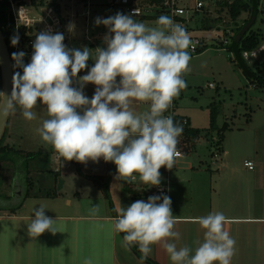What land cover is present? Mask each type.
Wrapping results in <instances>:
<instances>
[{
  "label": "clouds",
  "instance_id": "1",
  "mask_svg": "<svg viewBox=\"0 0 264 264\" xmlns=\"http://www.w3.org/2000/svg\"><path fill=\"white\" fill-rule=\"evenodd\" d=\"M139 15L135 9L128 15L118 12L97 18V25L108 28L106 48L68 49L62 33H38L30 63L23 64V51L12 54L23 75H13L10 96L0 92V116L19 107L26 120H34L39 101L48 118L37 132L65 161L87 163L103 158L116 165L117 179L159 186L160 168L171 170L180 155L177 145L183 127L164 113L187 86L183 75L190 71L189 49L194 44L172 17L161 15L150 27L133 18ZM18 41L15 36L11 42L16 45ZM90 59L94 66L78 76ZM74 80L79 87L73 86ZM89 83L97 86L91 99L83 92ZM134 102H150L149 108L136 112ZM171 203L167 195H154L147 202L141 199L119 208L113 228L124 234L123 246L137 245L141 259H147L152 246L159 244L172 264H231L236 241L226 230L225 215L212 212L196 218L205 231L193 253L188 246L177 248L180 233L174 230L177 217ZM45 209L43 204L33 209L35 218L27 224L32 238L57 232L56 220L46 216Z\"/></svg>",
  "mask_w": 264,
  "mask_h": 264
},
{
  "label": "crops",
  "instance_id": "2",
  "mask_svg": "<svg viewBox=\"0 0 264 264\" xmlns=\"http://www.w3.org/2000/svg\"><path fill=\"white\" fill-rule=\"evenodd\" d=\"M83 1L74 2L71 6L70 10L74 12L70 20L60 2L63 26L58 33L64 35L63 43L72 39L80 50L84 47L94 50L103 45L108 34L102 29L104 25H97L95 21L97 18L106 19V16L99 11L100 5L92 3V0ZM111 2L107 0L108 5L115 7ZM135 3L143 15L133 18L157 19L160 16L159 8L151 5L149 0H136ZM259 14L264 17V0H259ZM262 28L264 18L254 32L261 34ZM253 60L255 65L264 66V42ZM28 61L30 63L31 58ZM89 69L87 64L83 74L86 75ZM188 122L190 125V120ZM190 127L196 129L192 125ZM249 162L253 163L252 169L245 164H223L216 168L203 164L199 167L177 164V171L171 176L169 195L172 213L177 217L174 230L180 233L179 240L175 241L177 248L188 246L194 253L198 246L196 242H203L205 231L196 218L222 212L228 219L226 230L236 241L231 264H264V164L257 166L254 160ZM82 175L91 179L93 186L88 184L86 188L80 185L81 190L72 197L74 199L67 193H60L47 200L51 204L46 200L36 201L38 203H27L26 200L20 204L23 195H18L20 201L16 203L12 194V200L10 198L0 206V264H85L88 259L92 264H145L130 247L123 246V234L116 233L113 228L117 210L135 202L129 193L128 183L117 179V168L111 169L108 163L99 175ZM93 177L103 179L109 188L116 216H113L109 202L97 193L99 187ZM80 196L89 201L81 204ZM40 203L47 208L45 215L56 220L53 227L57 232L46 231L32 238L28 235L27 224L35 218L33 209H39ZM18 205L22 206L20 211L9 212ZM147 258L156 264H172L159 244L152 246Z\"/></svg>",
  "mask_w": 264,
  "mask_h": 264
},
{
  "label": "rangeland",
  "instance_id": "3",
  "mask_svg": "<svg viewBox=\"0 0 264 264\" xmlns=\"http://www.w3.org/2000/svg\"><path fill=\"white\" fill-rule=\"evenodd\" d=\"M58 1L64 5L63 12L66 16L69 14L68 19L70 20V15L74 12L70 10L71 6L74 5V2L83 0ZM225 1L233 2L234 0ZM245 1L248 2L249 0ZM220 2H223V0L219 1L208 15V19L216 21L214 29L210 31L203 30L199 25L202 14L197 15L187 24L188 34L193 37L208 38L209 47L204 53L191 57L190 71L183 75L187 86L174 98V112L175 118L185 116L190 120L192 127L201 129V131L211 127V117L214 115L215 126L221 130L225 129L223 144L220 145V150H217L216 145L220 141L221 134L219 131L213 132L211 140H202L193 154L175 162L174 167L170 170V176H173L177 171L175 168L178 166L177 164L181 166L194 164L197 167L203 164L211 168L223 164L239 166L252 160L255 161L257 166L258 164H264V88L259 87L257 83H251L247 79L233 60L234 56L230 51L217 47V44L223 43L221 39L227 38L229 34L233 36L236 30L244 26L249 15L248 13L242 14L235 23L230 18L229 11L218 6ZM92 3L100 5L99 11L106 18L115 16L118 12L124 15L129 14L125 7H111L108 5L107 0H92ZM263 18L259 14L257 24L251 30V33L257 30L258 24ZM134 19L142 21L150 27H154L157 20L155 18L141 19L140 17ZM102 29H105V33H108L106 26ZM260 31L261 34L258 35H261V38L264 39V29L262 28ZM64 44L67 48L79 49L78 44L72 39ZM262 44L258 50L252 53H244L248 55V59L244 58L245 61L252 68L257 65H255L253 58L257 57ZM89 63L94 65L92 59L87 62L88 66ZM260 68L259 77L264 80V66L261 65ZM83 75V70H81L79 76ZM211 85L213 87H210ZM73 86L79 87L75 80ZM96 87L91 83L86 84L83 92L91 99ZM149 104L150 102H134L132 107L136 112H143L149 108ZM34 111L37 118L31 121L23 117L19 107L11 112L1 145L6 149L20 150L25 153L36 154L42 152L43 154H51L52 163L49 172L39 174L33 171L29 176L31 182L27 183L26 178L21 173L22 171L15 172L13 169L1 171L0 206L5 205L12 194V198L16 203L20 201L18 200L19 194L24 197L26 195L27 199L21 198L20 204L26 200L27 203H38L36 201L46 200L47 204H51L49 203L50 199H54L60 193H67L72 198L81 190L80 185L87 188L88 184H92V180L83 176V173L89 176L99 175L104 171L107 163L111 169L116 168L113 162H105L103 158H100L98 162L89 160L87 163L77 161L64 163L61 160L59 163L56 162L55 158H57L58 153L51 145L43 142L37 132V129L42 126V121L48 118L46 108L38 101ZM177 112L181 116L177 115ZM213 153L215 155H212ZM98 191L97 193L104 198L103 192L99 189ZM48 199L49 201H47ZM79 201L84 204L89 199L80 196ZM16 209L20 211L22 206L18 205Z\"/></svg>",
  "mask_w": 264,
  "mask_h": 264
},
{
  "label": "trees",
  "instance_id": "4",
  "mask_svg": "<svg viewBox=\"0 0 264 264\" xmlns=\"http://www.w3.org/2000/svg\"><path fill=\"white\" fill-rule=\"evenodd\" d=\"M40 2L39 7H46V6H53L55 9L60 10V2L58 0H33V2L36 4V2ZM151 5L156 6V8H162L165 0H149ZM222 9H227L229 11L230 18L233 22L236 23V20L244 13H248L249 17L246 20L244 26H246L253 15L256 14V21L253 24V26L250 28V30L245 33V35L241 38H239L240 32L244 29V26L236 30L233 34V36H227L228 44H217V47L226 49L230 51L234 56V61L238 65V67L243 71L244 75L247 77V79L251 83H257L259 87L264 88V80H262L259 77L260 73V66L257 65L255 68H252L248 62L245 61L243 54L244 53H252L253 51H256L260 48L263 39L261 38V35H258L259 33L253 32L251 33V30L254 28V26L257 23V19L259 16V0H257V8H254L253 0H249L248 2L245 0H234L233 2L230 1H223L218 4ZM219 7V8H220ZM6 4L1 3L0 4V29L4 35L6 44L8 48L10 49L11 42H10V34L8 33V27L7 26V9ZM202 19L199 25L205 29V31H210L214 29L216 26L215 20L208 19V15L210 14L209 11H205L201 13ZM200 15V14H197ZM196 15V16H197ZM195 16V17H196ZM199 22V21H198ZM255 33V34H254ZM208 48L200 49L198 52V55L201 54L203 51H206ZM29 63V61H28ZM94 66L92 63H89V68ZM90 70V69H89ZM119 77H117V81H119ZM2 79H1V69H0V92L2 87ZM185 118L177 117L174 119L175 123H178L183 127V133L178 138V147L182 148L184 147V154L186 156H189L190 154L195 152V149L197 148L199 141L201 139H208L211 140V135L213 132H216L218 128L215 126L214 122V115L211 117V127L207 130H196L192 129L190 125L186 126L184 125ZM225 129H219V132L221 134L220 141L216 145L217 150H220V145L223 144L224 139V132ZM212 155H215L214 153ZM75 161V160H72ZM72 161H65L61 157V162L67 163ZM51 154H43L41 152L38 153H25L20 150H11L6 149L3 147V145H0V172L3 170H11L13 169L15 172L22 171L25 180L27 183L31 182L29 181V176L34 171V173L44 174L49 172L50 166H51ZM94 182L99 187V190L103 192V196L107 202H109L110 210L113 214V216H116V211L114 207V202H112L111 195L109 188L107 187L106 183H103V179L98 177L92 178ZM130 194H132V191H129ZM24 197V196H23ZM27 199L26 195L24 197ZM1 211V210H0ZM10 213H17V209L9 210ZM123 234V233H122ZM124 235V234H123ZM130 248L133 250V252L137 255V257L144 261L145 264H156L154 261L147 259H141V252L139 251L138 247L135 246V244L131 245Z\"/></svg>",
  "mask_w": 264,
  "mask_h": 264
},
{
  "label": "built area",
  "instance_id": "5",
  "mask_svg": "<svg viewBox=\"0 0 264 264\" xmlns=\"http://www.w3.org/2000/svg\"><path fill=\"white\" fill-rule=\"evenodd\" d=\"M89 1V0H88ZM136 0H112L111 5L115 7H125L127 12L131 14L135 9L139 10V13L143 15L142 9L135 3ZM221 1V0H219ZM218 0H165L163 7L159 8V13L161 15H167L172 17V19L181 24L187 30V24L192 20L197 14L202 12L213 10V7L217 5ZM225 1V0H223ZM5 3L7 9V26H9L8 33L10 34V42L15 36L19 37V41L16 45L11 46L9 49L12 70L15 74L19 72L23 74V68L16 67L15 61L12 58L13 53H19L23 51L26 55L23 58V64L27 65L28 60L33 54V43L36 36L41 31H49L53 34L58 33L63 26V16L60 10L55 9L53 6L39 7L40 2H33V0H0V4ZM48 4V0H47ZM190 36V35H189ZM230 36V34L228 35ZM194 47H190V56L198 55L200 49L208 48L209 39L198 38L190 36ZM211 41V40H210ZM222 44L227 45L228 39H221ZM106 48L107 45L103 43L101 46ZM73 49V48H68ZM244 58L248 59V55L244 54ZM210 87H213L212 85ZM166 116H171L173 120L175 119L174 112V99L170 108L164 113ZM184 125L188 126L189 122L187 119L184 120ZM177 150L180 155L176 158L175 162L187 157L184 154V147L179 148L177 145ZM61 157L58 155L55 161L59 163ZM245 165L249 169L253 168L252 162H246ZM161 173V184L159 186H150L143 184L137 179L136 182L129 184V191H132V197L134 201L144 200L147 202L150 196H161L170 195V185L171 176L170 170L166 167H162ZM162 203V200L160 201Z\"/></svg>",
  "mask_w": 264,
  "mask_h": 264
},
{
  "label": "water",
  "instance_id": "6",
  "mask_svg": "<svg viewBox=\"0 0 264 264\" xmlns=\"http://www.w3.org/2000/svg\"><path fill=\"white\" fill-rule=\"evenodd\" d=\"M253 4H254V8H257V0H253ZM256 14L257 13L253 15L249 23L240 32L239 38H241V36L243 37L245 33H247L250 30V28L253 26V24L256 21V17H257ZM0 69H1V79L3 84L1 87V92H3L7 96H10L12 91V77L14 73L12 70L9 48L6 44L1 29H0ZM10 116H11V112L6 116H0V145L5 136Z\"/></svg>",
  "mask_w": 264,
  "mask_h": 264
}]
</instances>
